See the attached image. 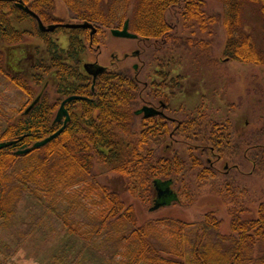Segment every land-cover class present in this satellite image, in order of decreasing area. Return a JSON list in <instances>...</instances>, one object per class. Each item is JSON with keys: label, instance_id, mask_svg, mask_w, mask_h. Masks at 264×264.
<instances>
[{"label": "trees", "instance_id": "1", "mask_svg": "<svg viewBox=\"0 0 264 264\" xmlns=\"http://www.w3.org/2000/svg\"><path fill=\"white\" fill-rule=\"evenodd\" d=\"M19 1L0 0V74L23 95L21 105L12 116L4 117L0 128V143L15 142L0 150V224H9L24 202L45 205L66 230L65 243L52 264H99L102 261L98 258L113 262L117 257L121 264H264V201L258 205L257 217L245 219L247 209L241 200L231 199V232L227 235L222 233L223 220L215 211L196 222L164 217L139 223L134 206L122 199L119 187L100 179L114 174L126 180L124 188L150 208L159 201L157 186L170 189L172 195L159 202L188 208L206 186L226 196L244 193L241 184L239 188L233 180H219L232 179L233 170L241 171L243 163L264 172V145L259 140L248 143L240 162L230 159L234 168L228 165L220 171L215 167L216 156L224 158L229 149L231 135L226 125L208 115V107L187 109L182 104L189 116L169 128L170 121L164 115L149 119L135 115L146 100L145 92L151 98L148 100L160 93L142 86L130 68L119 65L107 69L94 83L82 67L90 51L87 41L96 42L98 34L104 33L102 29H122L127 20L130 32L140 42L151 41L152 49L158 45L159 51H164L162 56L165 54L167 60H154L161 69L170 65L174 60L170 52L181 50V44L189 53H205L210 43L179 38L180 22H170L168 14L176 11L185 29L197 27L205 34L219 21L207 15L209 0H59L72 15L71 20L88 22L98 29L93 39L84 29L41 33L38 26L33 31L17 27L26 22L36 24L18 7ZM24 1L44 24L59 22L52 16L56 0ZM213 1L223 7L219 18L226 34L225 62L264 67V48L245 26L248 10L254 8L264 27V0ZM59 32L67 37L66 48L53 38ZM26 37L40 39L44 52L28 73L11 70V74L3 47H17ZM180 83L176 81L173 88ZM51 86L57 100L49 96ZM71 96L87 99L68 104L71 121L65 131L45 147L17 155L61 128L55 124V113ZM167 107L170 110V105ZM165 140L171 143L164 152L181 140L199 146L190 148L189 157L178 151L166 155L159 147ZM97 168L102 170L100 174ZM61 202L69 205L65 213L52 206ZM86 202L96 212L86 223L74 222L76 212L87 214Z\"/></svg>", "mask_w": 264, "mask_h": 264}, {"label": "rangeland", "instance_id": "2", "mask_svg": "<svg viewBox=\"0 0 264 264\" xmlns=\"http://www.w3.org/2000/svg\"><path fill=\"white\" fill-rule=\"evenodd\" d=\"M27 1L31 2L32 0ZM25 3L28 5V2ZM206 12L209 17L216 16L219 21L210 25L209 31L205 34L201 33L197 27L185 29L176 11L168 14L170 22L175 25L180 22L177 27L179 38L192 37L210 43L211 48L205 53L198 51L189 53L180 47L183 45L181 44L179 46L181 50L174 49L173 52H170L174 60H171L170 65H167L166 68L161 69V66H157L154 60L156 58L167 60L168 57L165 54L162 56L164 51H159L158 45L152 49L151 41L145 43L140 42L139 39L114 38L111 35V30L102 29L104 33L98 34L96 42L89 43L87 41L90 51H87L84 56L82 67L86 63L98 62L107 69H113L119 65L130 68L133 73L138 74L137 78L142 86L146 85L149 90L160 93V96L154 100H148L151 98L145 92L144 99L146 100L140 108L153 106L159 109L160 102L170 105V110L163 111L164 116L170 121L169 128H173L189 116V110L185 108L194 109L202 105L208 107L210 110L208 115L210 114L221 125H226L228 127L227 134L231 135V144L224 158L216 156L217 159H215L217 161L215 167L221 171L228 165L234 168L235 164L229 163L230 159H233L235 163L240 162L239 157L242 156L248 143H256L259 140L264 145V67L225 62L223 49L226 34L222 26V18H219L223 15V7L217 2L209 0ZM52 16L63 24L77 23L71 20L72 15L59 0H56V10ZM50 24L45 25L49 26ZM245 26L246 30L251 32L257 38L260 46L264 48V27L254 8L248 10ZM17 27L33 31L36 29L37 23L26 22L20 26L17 25ZM53 38L62 48L68 46L67 37L63 32H59ZM3 50L7 59L6 68L11 74H13L12 71L28 73L30 65L44 52V44L40 39L26 37L21 45L3 47ZM137 51L140 54L135 57L134 54ZM136 65L138 69L135 72L134 66ZM159 71H165L163 72L165 74H161V76ZM173 79H176L175 82L181 81L176 88H173L176 86ZM168 83H170V87H168ZM164 84L165 87L161 86ZM49 96L51 99L57 100L52 86ZM22 102L23 95L9 84L6 77L0 74V128L4 126V117L12 116ZM182 104L185 105V108ZM170 143L169 140H165L161 146L157 144L163 151L165 146ZM197 146L199 145L196 143H187L181 140L179 144H172L169 152H163L166 155H171L178 151L189 157L190 148ZM240 167L241 171L233 170L235 176L232 175V179H218L222 183L233 180L234 185L238 183V187L241 184L245 188L244 193L236 191L235 194L226 196L219 194L216 188L218 193H213V188L206 186L197 196L193 206L184 208L173 205L156 211H151L152 207L141 203L138 198L124 188L126 180L107 173L100 179L104 184L119 187L122 199L127 205L134 206L139 223L164 217L196 222L209 212L215 211L217 217L223 220L222 233L228 235L231 232L228 212L231 199L241 200L247 209V212L243 214L245 219L257 217L258 205L264 201V172L259 171L258 168L252 169L248 163H243ZM96 171L100 174L102 170L97 168ZM234 177H238V180ZM78 189L79 187L74 190ZM86 205L87 214L83 211L76 212L72 216L74 222L83 221L86 223L87 219L96 212L93 205L87 202ZM52 206L56 211L65 213L64 211L69 205L66 202H61ZM65 240L66 230L51 210L45 205H39L29 200L28 203L24 202L18 206L17 213L9 224L5 226L0 224V264H52L53 257L60 254V246L65 243ZM120 260V257H117V260L113 262L97 259V261H102L99 264H121Z\"/></svg>", "mask_w": 264, "mask_h": 264}, {"label": "water", "instance_id": "3", "mask_svg": "<svg viewBox=\"0 0 264 264\" xmlns=\"http://www.w3.org/2000/svg\"><path fill=\"white\" fill-rule=\"evenodd\" d=\"M18 7L25 11L27 14L32 16L34 19L37 20L38 23V29L41 33H53L55 32L59 27L65 28V29H84L90 31V37L93 38L95 35L98 34V29L88 22L83 23H75V24H62V25H50L45 26L44 23L40 20L39 16L35 14L33 11L29 9V7L26 6V4L23 1H20L18 3ZM111 35L114 38H120V39H128V40H138V36L136 34H133L130 32L129 28V20L125 22V25L122 29H112ZM139 52H135L134 56L138 57ZM85 72L93 78V82L95 83L97 78L104 74L107 71V68L104 66H101L98 62L95 63H86L83 66ZM138 66H134V70L137 71ZM85 100V98L79 97V96H72L67 98L65 101H63L57 115L55 118V124H63V126L54 134L51 136L35 143L31 148L26 150L18 151L17 155H26L30 153L31 151L35 149H40L48 145L50 142L58 138L67 128L68 124L71 121V118L66 110V105L73 102V101H80ZM162 107L165 108V105L162 104ZM163 112L159 111L158 109L150 106H144L138 111H136V116H143L145 119L161 116ZM15 144V142L12 143H0V150L7 148L11 145ZM157 192H158V200H164L167 197H170L172 195L170 189H166L160 186H157ZM157 202V204L151 209V211L159 210L161 207L166 206L165 202Z\"/></svg>", "mask_w": 264, "mask_h": 264}, {"label": "flooded vegetation", "instance_id": "4", "mask_svg": "<svg viewBox=\"0 0 264 264\" xmlns=\"http://www.w3.org/2000/svg\"><path fill=\"white\" fill-rule=\"evenodd\" d=\"M28 15H29V14H28ZM31 17H32V16H31ZM32 18H33V17H32ZM35 21H36V19H35ZM36 23H37V21H36ZM62 24H63V23L56 22V23H53V24H50V25H62ZM65 99H67V98H65ZM65 99H64V100H65ZM64 100H63V101H64ZM63 101L61 102L59 108L57 109V111H56V113H55V117H56V115H57V113H58V111H59V109H60V107H61ZM160 104H163V102H160ZM164 105H165V108H163L162 105H160L159 110H161V111H164V110H165V111H166V110L168 109V107H167L166 104H164ZM67 106H68V104L66 105V110H67V112H68V114H69V116H70V118H71V113H70L71 110H69V109L67 108Z\"/></svg>", "mask_w": 264, "mask_h": 264}]
</instances>
